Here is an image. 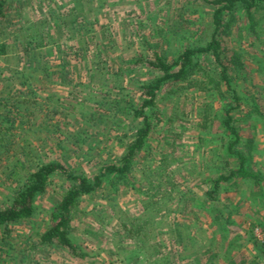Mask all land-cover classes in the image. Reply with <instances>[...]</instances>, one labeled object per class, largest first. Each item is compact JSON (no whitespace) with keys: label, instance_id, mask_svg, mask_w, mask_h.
<instances>
[{"label":"rangeland","instance_id":"374dc122","mask_svg":"<svg viewBox=\"0 0 264 264\" xmlns=\"http://www.w3.org/2000/svg\"><path fill=\"white\" fill-rule=\"evenodd\" d=\"M68 2L13 0L6 18H0V43L7 46L0 56V97L22 100L13 133L14 149L25 150L23 155L20 150L8 154L0 150V207L7 204L20 179L8 175L17 158L26 159V166L59 160L90 177L101 164L115 162L131 140L133 127L141 125L139 119L131 121L126 107L139 105V84L154 76L135 61L151 58L153 51L170 60L185 42H201L209 33L208 10L204 4L197 6L199 0L194 3L199 9L194 21L191 14L186 19L178 16L189 0H92L83 5V12L97 24L88 27L91 32L80 44L77 39L66 40L68 47H75L64 46L58 52L52 47L58 40L53 26L50 30V8ZM62 8L55 16L60 18ZM199 15L204 19L199 21ZM30 32L35 33L30 46L38 40L42 46L24 52L23 42ZM68 34L64 32L61 39ZM259 37L264 41V29ZM253 40L244 37L240 42L252 56L245 59L237 80L244 99L232 113L239 119L241 149L253 154L249 167L262 174L257 187L241 180L223 184L213 200L204 196L211 187L210 177L225 168L220 146L226 138L216 117L223 115L226 101L193 87L166 85L127 186L112 191L103 183L79 201L69 233L84 257L38 243L49 224L48 211L64 186L63 179L54 175L35 202V216L13 225L9 236L0 240V264H206L207 255L192 259L203 250L209 251V257L217 256L214 264L229 260L264 264V240L253 233L264 227V119L250 105L256 103L264 116V69L257 70L260 61L264 67V44ZM226 44L235 47L233 41ZM60 70L69 74L64 76ZM115 98L116 107L126 110L119 116H114L115 110L107 113ZM26 111H33V116ZM204 120L207 125L211 120L206 128ZM58 142L64 147L61 150ZM11 154L7 165L5 158ZM175 226L182 230L183 240L190 239L193 245L184 241L185 249L176 246Z\"/></svg>","mask_w":264,"mask_h":264},{"label":"trees","instance_id":"16d2710c","mask_svg":"<svg viewBox=\"0 0 264 264\" xmlns=\"http://www.w3.org/2000/svg\"><path fill=\"white\" fill-rule=\"evenodd\" d=\"M89 1L92 2V0ZM89 1L69 0L67 3L69 4L67 5L68 7L65 5L59 7V9L63 7L65 10V12L60 13V18L55 16L59 9L50 8V18L53 22L50 30L54 28L58 40V42L54 40L55 44L52 43V47L58 52H61L60 50L64 46L68 47L66 40L77 39L80 44L86 33L91 32L88 27L97 24V20H94L95 18L89 21L88 12L87 14L83 12V5L89 3ZM195 2L196 0H189L182 8V12L178 13L180 19H186L185 16L187 17L191 14L193 15L191 21H194V18H196L194 15L199 11L197 7H194ZM12 4L13 0H0V18H6V12ZM202 4L206 5L209 16L206 25L209 33L203 41L198 43L185 42L170 60L167 59L166 54L153 51L151 58H138L135 61L136 65L143 64L152 70L154 76L139 84V105L126 107L129 110L127 113L129 115L131 113V121L139 119L141 125L133 127L134 133L131 135V140L125 143L124 151L115 162L101 164L97 173L90 177L78 170L68 168L59 160L53 159L48 162H38L34 166H26L25 163H28L26 159L20 161V159L15 157L17 159L13 162L8 175L10 178L17 179L19 177L20 179H17L18 183L13 188L7 204L4 207H0V240H5L9 236L13 225L25 222L35 216L36 200L46 192L51 177L59 175L64 181L63 190L48 211L49 224L39 234L38 243L41 246L50 248L67 249L73 256L84 257V254L78 253V247L69 233L79 201L82 197L100 189L103 183H106L112 191H116L119 186H127L129 175L133 169V161L144 148L150 133V119L155 114L158 104L157 100L159 96L163 95L162 88L166 85L169 88L186 87L189 89L193 87L197 92L215 93L219 98L226 101L222 107L223 115L216 117L220 127L223 129V138H226L225 142L220 146L222 147L221 152L224 153L225 168L210 177L211 187L204 192V196H207L210 200L215 199L221 186L230 182L242 180L245 183L253 182L254 186H258L262 174L259 171H253L249 167V161H251L250 158H252L253 154L251 151L246 152L241 149L244 144H242L243 140L240 134V126L238 125L239 119L235 118L232 112L240 107L244 99L243 93L239 90L237 80L245 67V59L252 56L240 47L241 39L251 37L264 44V41H261L259 37V33L264 29V0H199L197 6H202ZM91 17L94 16L92 15ZM197 17H199V21L204 19L201 15ZM171 31L174 32V30L168 29V32ZM64 32L69 34L66 39L62 40L61 37ZM33 33H28L27 37L29 39L26 40L25 38L23 42L24 52L40 49L42 46L41 40L35 41L33 47L30 46L31 38L35 39V33ZM17 39L19 38L15 36L14 43L16 44ZM230 41L234 42L235 47L228 48L226 42ZM254 45L256 44L253 42ZM74 47L71 45L68 48L73 49ZM6 48V44L0 43V56L6 54ZM79 48H81L80 45ZM258 49L261 50V48ZM65 59V57L62 59V64L64 65H66ZM259 60L255 61L258 62ZM259 64L260 66H257V70L264 69L262 61ZM60 72L64 76L69 74V72L67 73L64 70H60ZM111 73H106L105 76H111ZM114 77L116 78L115 87L118 88L120 81L117 79L121 77L120 70L115 71ZM13 97V99L0 98V105L3 107L2 110L0 109V150L3 149L4 153L7 154L10 152L16 153V151L20 150L18 152L23 155L25 154L24 149H14L15 134L13 133L15 130L14 121L17 118V112L22 100L16 99L17 96ZM23 101L25 103L27 100ZM118 104V99L112 100L111 107L107 109V113H112L115 110L118 113L114 114L113 112L114 116L122 115L126 110L125 108L116 107ZM7 105L8 108H6ZM250 105L253 106L252 109L256 112V115L264 119L263 114L259 112V106L256 103H251ZM72 109L74 110L75 107L73 106ZM26 114L33 116L34 113L33 111H26ZM209 121L211 123V120ZM204 122H206L204 127H208L210 123L207 125V120H204ZM249 144L250 142L246 143L244 147L249 146ZM56 145L60 150L64 148L60 142ZM12 156L13 154L5 158L6 164ZM233 157L235 160H232ZM231 161L232 165H229ZM178 227L175 226L172 230L174 231L176 246L179 245L180 248L185 249L187 244L183 243L184 241L193 245L192 240L187 238V240H183V235L180 234L182 230L176 229ZM206 253H209V251L203 250L200 254L197 251L192 256V259L194 257L198 259L204 254L207 255L206 264H214L213 259L217 256L211 255L209 257L210 254ZM138 256L134 259L135 261L139 259ZM190 258L191 256H187L186 259ZM242 263V261L237 263L233 260L226 262V264Z\"/></svg>","mask_w":264,"mask_h":264},{"label":"built area","instance_id":"2783aa9c","mask_svg":"<svg viewBox=\"0 0 264 264\" xmlns=\"http://www.w3.org/2000/svg\"><path fill=\"white\" fill-rule=\"evenodd\" d=\"M253 233H254L255 238L261 241L264 240V227L253 229Z\"/></svg>","mask_w":264,"mask_h":264},{"label":"crops","instance_id":"0c3cea01","mask_svg":"<svg viewBox=\"0 0 264 264\" xmlns=\"http://www.w3.org/2000/svg\"><path fill=\"white\" fill-rule=\"evenodd\" d=\"M5 96H6V95L4 94V96H1V97H5ZM1 97H0V98H1Z\"/></svg>","mask_w":264,"mask_h":264}]
</instances>
